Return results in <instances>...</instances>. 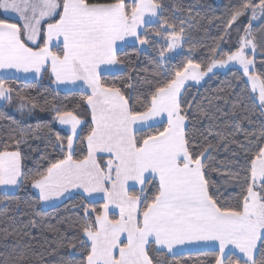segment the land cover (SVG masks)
Masks as SVG:
<instances>
[{"label": "snow or ice", "instance_id": "snow-or-ice-1", "mask_svg": "<svg viewBox=\"0 0 264 264\" xmlns=\"http://www.w3.org/2000/svg\"><path fill=\"white\" fill-rule=\"evenodd\" d=\"M162 13L159 0H0V15L5 16L0 19V69L5 70L0 75V100L13 99L14 90L6 86L7 70L36 74L50 70L57 83L86 85L82 100L90 109L92 125L81 137L82 122L75 112L53 108L54 120L70 126L69 135L56 136V147L66 152L64 159L28 177L19 150L0 151V186L30 182L44 202L76 189L91 204L93 194L102 193V212L82 204L75 237L79 247L69 244L81 255L78 264H163L150 251L174 258L176 246L193 242H217L215 264H264V131L254 150H245L247 167L236 205L225 206L206 174L215 146L197 148L188 126L191 104L184 96L187 81L199 82L214 68L235 62L251 93L257 94L251 99L264 112V73L253 71L254 59L247 51L257 50L252 25L264 22V0H237L230 9L226 28L241 17L248 18V25L226 59L223 49H212L203 69L188 59L169 69L163 83L148 81V94L131 104L119 87L103 82L104 71L123 63L119 42L126 44L129 37L141 46L149 41L159 44L161 61L167 59L166 52L180 47L183 27L177 29ZM13 16L15 22H10ZM153 18L161 27L150 34L144 26ZM261 26L264 29V23ZM29 105L36 107L20 98L21 110ZM157 125L161 128L154 133L137 137L143 127ZM77 140L84 145L81 151L86 148L78 160L73 159ZM21 142L15 140L17 146ZM104 153L109 156L106 161L99 155ZM234 175L239 180V174ZM149 184L154 187L150 196ZM110 206L119 209V218H109ZM9 264H28L26 254L14 255Z\"/></svg>", "mask_w": 264, "mask_h": 264}, {"label": "trees", "instance_id": "trees-1", "mask_svg": "<svg viewBox=\"0 0 264 264\" xmlns=\"http://www.w3.org/2000/svg\"><path fill=\"white\" fill-rule=\"evenodd\" d=\"M163 5V18L183 27L185 40L182 51L173 59L163 61L159 57V44L149 41L146 49L138 44H126L120 48L118 56L123 62L122 71L104 73L103 82L116 86L129 98L131 104L143 100L152 84L163 83L169 69L187 63H199L202 69L210 63L212 49H223L224 58L236 50L227 44L233 29L235 38L241 36L248 25V18L241 17L230 28H226L229 11L237 0H159ZM0 19H5L0 15ZM10 22H15L9 19ZM181 21H184L181 24ZM252 25L258 45L254 56L253 71L264 73V29L261 20ZM159 22L144 27L150 34L158 31ZM229 45V44H228ZM54 51L56 49H53ZM167 54V52H166ZM165 54V55H166ZM216 58H220L217 56ZM242 71L237 68L216 72L200 85H190L184 93L191 104L188 110V126L197 148L213 144L214 150L206 161V174L215 184L212 189L218 202L225 206H235L240 193L239 184L247 167L246 149L256 146L257 138L264 131V112L254 103L249 84H245ZM13 99L0 104V151L19 150L23 171L28 177L46 171L51 162L64 159L66 152L56 147V136L66 137V131L59 128L54 120L53 108L74 111L81 120L80 136L86 137L91 128V112L82 100L86 93L80 90L63 91L56 87L50 71L43 73L37 81L8 79ZM24 97L36 105L20 109V98ZM137 106H139L137 104ZM157 128H146L136 133L137 137L154 133ZM223 137V139H221ZM21 139L19 146L15 140ZM238 143H233V141ZM243 145V147H241ZM73 159L86 155L84 145L76 141ZM106 161L105 157H103ZM239 174V180L234 174ZM233 174V175H230ZM155 183V182H153ZM149 196L154 191L153 184L147 185ZM7 194V195H6ZM83 205L103 211L102 201L88 204L83 196L76 194L61 204L43 208L30 182L24 183L17 191L5 193L0 188V264H9L10 259L20 252L27 256L28 264H78L79 252L69 247L77 243L79 221L83 216ZM143 207V205H141ZM217 250L191 251L170 256L150 251V255L163 264H215ZM235 261L236 257H232Z\"/></svg>", "mask_w": 264, "mask_h": 264}, {"label": "crops", "instance_id": "crops-1", "mask_svg": "<svg viewBox=\"0 0 264 264\" xmlns=\"http://www.w3.org/2000/svg\"><path fill=\"white\" fill-rule=\"evenodd\" d=\"M2 16H4V15H2ZM9 19L15 21L14 16L10 17ZM119 43L121 44V48H122L124 45L129 44V38H127L126 44L124 42H119ZM120 70L122 71L121 65L108 66L105 69L104 73H117V72H120ZM7 73L9 75V77L12 79H16V80H20V81H37V80H40L42 78V75L44 72H41L40 74H36L34 72L24 73L23 71L17 72L15 69H9V70H7ZM4 74H5V70L0 69V75H4ZM13 77H15V78H13ZM53 79H54V77H53ZM54 82H55V79H54ZM55 85L58 89L63 90V91H74V90L84 91V89H86V85H82V82H80V81H77L76 83H71V82L57 83V82H55ZM87 91L90 92V89ZM137 127H139V126H137ZM146 128H148V127L145 126L141 130L146 129ZM62 130L67 131L64 128ZM99 155L108 156L107 153L99 154ZM105 159H106V157H105ZM3 187L4 186H0L1 190L5 193L14 192L8 188H5V187L3 188ZM32 190L38 196V190H36L34 188H32ZM76 194L81 195V192L79 190L72 189L70 193H66L65 196H63L59 199H53V200H50L48 202L41 201V205L43 208H51V207H54V206L61 204L62 202H64L65 200H67L68 198H70ZM91 199H93L94 201H99L101 199L104 200L102 193H94L93 197ZM229 247L231 249V246H229ZM201 250H218V243L217 242H193L190 244L178 245L174 248V252L176 253V255L181 254V253H185V252L201 251ZM226 251H229V249H226ZM232 251H235L237 256L241 255V254H239L238 250L232 249ZM165 253H166V250H165ZM168 255H170V254H168ZM170 256H172V255H170Z\"/></svg>", "mask_w": 264, "mask_h": 264}, {"label": "rangeland", "instance_id": "rangeland-1", "mask_svg": "<svg viewBox=\"0 0 264 264\" xmlns=\"http://www.w3.org/2000/svg\"><path fill=\"white\" fill-rule=\"evenodd\" d=\"M146 19H147V17H146ZM258 20H256V21H253V24H256V23H258L257 22ZM157 21H156V18H153V23H156ZM152 24V23H151ZM146 26V25H145ZM144 26V27H145ZM236 30H237V28L236 29H233V31H232V33H231V36H230V40H229V42H228V44H227V47L228 48H232V47H234V45H236L238 42H237V37L235 38V32H236ZM244 35V32L243 33H241V36H243ZM138 44L139 46H140V48L143 50V49H146V46H141L140 44H139V42H137V41H135L134 40V38H131V37H129V44ZM182 51V48H181V46L180 47H178V48H176L174 51H172V52H167V54H166V57L167 58H171V59H173L178 53H180ZM248 51V57L250 58V59H254V56H255V54H253L252 52H251V50L249 49V50H247ZM232 68H237V69H239V70H241L242 71V69L240 68V65L239 64H237V63H235V62H230L229 64H227L226 66H224L223 68H220V67H217V68H214L213 69V72H211V73H208L205 77H203L199 82H197V81H187L186 82V88L188 87V86H190V85H200L201 83H203L204 81H205V79L206 78H208L210 75H212V74H214V73H216V72H225V71H227V70H229V69H232ZM121 71V70H120ZM246 79H247V77H246ZM250 85V84H249ZM250 88H251V85H250ZM254 95H257L256 93H253ZM6 101H4V100H0V104H4ZM56 124H57V126L59 127V128H61V129H66L67 131V133H69L70 134V126H67V125H61V124H59V122L58 121H56ZM80 131H81V125H80V127H78V133L80 134ZM102 157H106V159H108L109 157L108 156H102ZM108 157V158H107ZM131 183V182H130ZM4 188V187H3ZM18 188L19 187H9L8 189H10L11 191H17L18 190ZM139 188H140V185H136V191H139ZM93 200V199H92ZM94 201V200H93ZM99 201H102L103 203L105 202L104 200H99ZM108 216H109V218L110 219H112V218H119V209H116L114 206H110V209H109V212H108Z\"/></svg>", "mask_w": 264, "mask_h": 264}]
</instances>
